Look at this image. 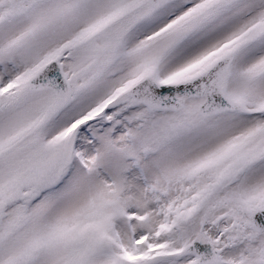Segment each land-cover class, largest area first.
I'll use <instances>...</instances> for the list:
<instances>
[{
	"label": "snow or ice",
	"instance_id": "1",
	"mask_svg": "<svg viewBox=\"0 0 264 264\" xmlns=\"http://www.w3.org/2000/svg\"><path fill=\"white\" fill-rule=\"evenodd\" d=\"M0 264H264V0H0Z\"/></svg>",
	"mask_w": 264,
	"mask_h": 264
}]
</instances>
